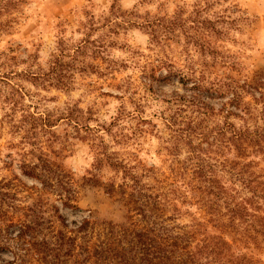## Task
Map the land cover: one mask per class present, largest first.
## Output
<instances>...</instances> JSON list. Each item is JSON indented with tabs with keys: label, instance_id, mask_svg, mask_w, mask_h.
I'll use <instances>...</instances> for the list:
<instances>
[{
	"label": "rangeland",
	"instance_id": "rangeland-1",
	"mask_svg": "<svg viewBox=\"0 0 264 264\" xmlns=\"http://www.w3.org/2000/svg\"><path fill=\"white\" fill-rule=\"evenodd\" d=\"M258 73L264 0H0V264L84 220L128 225L124 170L158 185L187 155L165 120L194 99L219 126L224 83Z\"/></svg>",
	"mask_w": 264,
	"mask_h": 264
},
{
	"label": "trees",
	"instance_id": "trees-1",
	"mask_svg": "<svg viewBox=\"0 0 264 264\" xmlns=\"http://www.w3.org/2000/svg\"><path fill=\"white\" fill-rule=\"evenodd\" d=\"M188 102L205 111L164 123L175 146H186L182 165L162 172L158 185L140 184V176L124 170L130 183L122 184L138 217L125 226L84 220L51 240L33 241L34 264H260L252 249L264 245V73L224 83L215 113L224 120L211 130L205 117L212 108ZM192 204L199 217L174 223L181 207Z\"/></svg>",
	"mask_w": 264,
	"mask_h": 264
}]
</instances>
